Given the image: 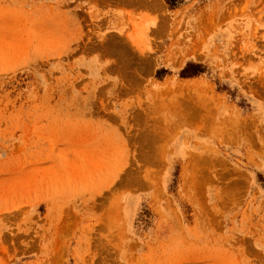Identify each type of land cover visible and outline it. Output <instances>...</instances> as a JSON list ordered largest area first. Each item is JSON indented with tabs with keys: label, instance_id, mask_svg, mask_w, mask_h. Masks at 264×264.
Here are the masks:
<instances>
[{
	"label": "rangeland",
	"instance_id": "rangeland-1",
	"mask_svg": "<svg viewBox=\"0 0 264 264\" xmlns=\"http://www.w3.org/2000/svg\"><path fill=\"white\" fill-rule=\"evenodd\" d=\"M0 264H264V0H0Z\"/></svg>",
	"mask_w": 264,
	"mask_h": 264
},
{
	"label": "crops",
	"instance_id": "crops-1",
	"mask_svg": "<svg viewBox=\"0 0 264 264\" xmlns=\"http://www.w3.org/2000/svg\"><path fill=\"white\" fill-rule=\"evenodd\" d=\"M164 4H165V0H161ZM134 13V15L138 16L139 18H141L142 20L147 16L146 14L142 15L140 13V10L139 8H137L136 6H134L132 9H131ZM121 17L123 16V14L120 15ZM125 18V16L123 17Z\"/></svg>",
	"mask_w": 264,
	"mask_h": 264
},
{
	"label": "trees",
	"instance_id": "trees-1",
	"mask_svg": "<svg viewBox=\"0 0 264 264\" xmlns=\"http://www.w3.org/2000/svg\"><path fill=\"white\" fill-rule=\"evenodd\" d=\"M165 1L170 5V7H176L184 0H165Z\"/></svg>",
	"mask_w": 264,
	"mask_h": 264
}]
</instances>
